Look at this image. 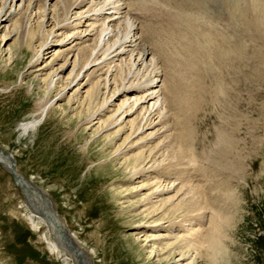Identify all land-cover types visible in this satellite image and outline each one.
I'll return each mask as SVG.
<instances>
[{
    "label": "rangeland",
    "instance_id": "1",
    "mask_svg": "<svg viewBox=\"0 0 264 264\" xmlns=\"http://www.w3.org/2000/svg\"><path fill=\"white\" fill-rule=\"evenodd\" d=\"M210 2L216 9L204 15L205 24L198 16L196 23L205 26L210 19V23L223 25L226 32L241 35L242 22L236 20L237 28L224 4ZM244 3L241 1V8ZM248 5L246 2L245 8ZM259 31L254 29L253 36H244L251 46L243 55H232L228 60L211 55L209 63L202 64L205 68L199 64L195 72L200 77L199 88L188 93L196 102L181 108L180 115L172 112L171 117L170 113V133L186 156L180 164L182 171L168 166L175 165L171 159L172 163L164 161L155 174L132 180L125 164L140 151L130 153L127 161L116 159L114 154L127 131L112 143L95 134L97 125H86L90 111L111 96L112 87L106 92L102 89L105 95L99 103L88 106L85 95L92 84L84 86L87 79L82 77L80 84L66 89L34 132L20 134L18 125L35 113L39 102L54 100L65 87L73 61L65 50L76 47H53L45 52L43 61L27 69L33 50L21 48L15 37L2 40L0 33V150L13 158L18 174L49 197L66 230L90 256V264H176L181 247L187 255L178 264H264V34ZM200 42L195 51L204 61L209 58L206 51L212 49ZM33 44L38 45L36 41ZM231 44L235 50L237 44ZM55 53L60 56L53 59ZM245 57H251L248 65ZM175 61L171 67L178 63ZM166 65L162 70L170 74ZM42 66L44 69H39ZM58 68L64 70L62 83L49 89L47 78ZM163 172L178 175L180 180L165 177L157 181ZM158 184L153 211L143 207V202ZM181 184L193 188L204 209L191 212L187 207H173L184 197ZM20 205L23 207L24 201L19 190L0 167V264H61L22 221ZM144 208L148 214H142ZM212 210L219 212L222 220V251L214 257L205 245L198 247L200 237L187 232L199 228L201 217L205 231ZM152 220L162 229L149 228ZM171 227V236L176 235L177 241L152 240ZM169 242L173 246L167 250L175 248L172 256L160 252Z\"/></svg>",
    "mask_w": 264,
    "mask_h": 264
},
{
    "label": "bare ground",
    "instance_id": "2",
    "mask_svg": "<svg viewBox=\"0 0 264 264\" xmlns=\"http://www.w3.org/2000/svg\"><path fill=\"white\" fill-rule=\"evenodd\" d=\"M210 1L0 0L1 38L3 40L6 37H15L21 48L26 47L27 50L28 48L33 50L27 69L43 61L45 52L53 47L61 48L71 44L76 47L74 51L71 49L72 46L65 50L73 59L65 87L54 100L39 102L35 113L18 125L20 134L34 132L47 111L64 96L66 89H70L72 85L80 84L79 79L86 77L87 80L83 85L92 84L90 91L85 95L88 106L99 103V99L105 95V93H101L102 89L106 92L110 90V87L113 88L111 96L106 99L103 97L102 102L98 104L99 107H96L97 109L92 113L90 111L91 115L87 118L86 125H92V127L97 125L98 129L95 134L105 137L112 143L127 131L122 144L114 154H116V159L123 158L124 161L125 159L127 161L130 153L136 150L140 151L133 155L132 161L131 159L127 161L126 167L124 166L129 169L131 180L140 178L146 173L155 174L158 168L161 169V166H164L163 162L166 160V164H168L171 159H174L175 165L168 166L174 168L175 171L183 169L180 164H184L186 160L183 162V158L186 156L182 152L180 144L175 143L172 138L167 120L170 119V113L171 117L172 112L180 115L181 108H186L196 102L193 100L194 98L188 96V93L191 89L199 88L200 77L195 74L199 64L206 66V63H209L207 61L213 58H210L211 55H215L213 59L223 60L232 55L241 56L240 54L243 55L244 50L251 46L250 40L244 37H247V33L253 36L252 32L257 29L264 34V0H218V3L227 7V13L233 24L236 20L242 22V27L239 26L244 29L241 35L233 34L230 30L226 32L223 25L210 23V19L204 26V15L211 14V11L216 9ZM241 1L248 2L249 5L245 8L244 3L241 8ZM216 12L218 13V11ZM197 16L199 20H203V25L196 23L195 20L198 21V19L194 20V18ZM208 16L206 17L209 18L210 16ZM34 19H36L35 22ZM33 22L34 24H32ZM237 25L235 24L238 28ZM60 35H64V37L56 40L55 38ZM35 41L38 43L37 46H33ZM174 41L177 42L175 43L178 44L177 46L173 45ZM200 41L212 49L206 51L209 58L204 61L200 60L195 51ZM231 43H234V46L235 43L237 44L235 50L231 48ZM241 45L243 48L240 47ZM60 53H58L59 55L53 54L52 58L59 57ZM216 54L220 56L216 58ZM8 59L10 60L11 57ZM243 60H247L245 64L248 65L251 57H245ZM172 61L178 63L171 67L174 63ZM166 63L165 69L168 68L170 74L164 73L162 70ZM43 66L39 69L46 67ZM204 66L203 68H205ZM57 71L51 72L47 78L46 83L49 89H52L57 83H62L60 74L64 70L60 68ZM126 126H128V130H125ZM158 140H161L160 145L150 148L151 144ZM165 177L174 179V181L180 180L178 175L174 176L168 172L161 173V176L156 179L161 181ZM29 181L31 182V180ZM160 186L158 184V187H153L152 192L145 196L143 207L149 206V209L156 210V202H153V199L156 200ZM182 189H185L184 197H181L179 203H174L173 207L177 209L187 207L191 209V212L195 208L197 211L204 209V205L198 203L193 188L182 185ZM163 190L164 187L161 189V193ZM166 192L168 193L169 190ZM169 198L171 202V197ZM23 207L20 205L22 221L26 223L32 234L37 236L39 242L46 246L48 253L61 264H76L70 254L56 243L50 226L43 218L30 210L25 203ZM147 211L144 208L142 214ZM210 214L205 231L202 229L204 217H201L197 220L199 228L195 230L192 227L187 232L190 235L193 233L195 237H200L199 240L202 242L198 243V247L202 246L203 248L205 245L208 251L206 252L212 257L222 251L220 226L222 220L219 212L212 210ZM156 221L152 220L148 227L159 226L162 229L161 224ZM173 228H168L164 234L159 233L152 240L155 242L164 238L163 240L177 241L176 235L171 236ZM75 244L85 252L89 259L88 253L76 241ZM170 246H173L172 242L165 243L160 252L165 251L169 256H172L175 248L167 250ZM178 252L179 258L176 260V264L184 261L187 255V251L184 252L182 247ZM196 252L199 255V251L196 250Z\"/></svg>",
    "mask_w": 264,
    "mask_h": 264
},
{
    "label": "water",
    "instance_id": "3",
    "mask_svg": "<svg viewBox=\"0 0 264 264\" xmlns=\"http://www.w3.org/2000/svg\"><path fill=\"white\" fill-rule=\"evenodd\" d=\"M0 159V167L11 177L12 183L19 190L25 205L39 214L50 226V231L56 243L70 254L76 264H90V259L86 257L84 251L76 246L72 235L62 224L49 197L39 187L15 172L14 160L8 153L0 150ZM31 193L33 194L30 195Z\"/></svg>",
    "mask_w": 264,
    "mask_h": 264
}]
</instances>
